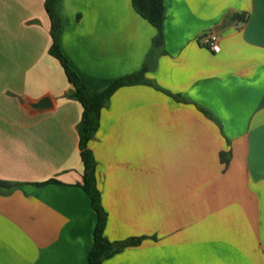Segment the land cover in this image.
I'll list each match as a JSON object with an SVG mask.
<instances>
[{
    "label": "crops",
    "instance_id": "0c3cea01",
    "mask_svg": "<svg viewBox=\"0 0 264 264\" xmlns=\"http://www.w3.org/2000/svg\"><path fill=\"white\" fill-rule=\"evenodd\" d=\"M45 2L0 0V264H89L98 222L82 188L83 106L50 53ZM164 5L155 48L132 0H56L83 84L148 67L91 141L106 236L141 239L103 264H264V0ZM211 33L219 53L202 44Z\"/></svg>",
    "mask_w": 264,
    "mask_h": 264
},
{
    "label": "trees",
    "instance_id": "16d2710c",
    "mask_svg": "<svg viewBox=\"0 0 264 264\" xmlns=\"http://www.w3.org/2000/svg\"><path fill=\"white\" fill-rule=\"evenodd\" d=\"M132 4L136 12L156 28L157 35L154 38V46L155 48H161L164 44V0H132ZM45 9L51 19L53 43L50 53L61 62L69 83L75 87V91L70 95L71 98L79 101L83 106V116L78 126L81 158L84 164L82 188L89 195L92 207L98 216L94 232V243L89 254V264H103L105 260L120 252L123 248L138 245L141 239H130L127 242H112L106 236L107 213L102 204V195L98 185L97 160L91 149V141L99 129L102 111L109 103L113 94L123 86L144 82L148 67L145 66L137 74L115 81L103 90L89 88L80 81L77 74L69 67L67 59L61 51L60 36L62 22L56 10V0H46ZM233 19L245 20L240 15L234 16ZM51 182L57 181L53 180ZM8 184V182L0 180L1 186Z\"/></svg>",
    "mask_w": 264,
    "mask_h": 264
},
{
    "label": "built area",
    "instance_id": "2783aa9c",
    "mask_svg": "<svg viewBox=\"0 0 264 264\" xmlns=\"http://www.w3.org/2000/svg\"><path fill=\"white\" fill-rule=\"evenodd\" d=\"M202 44L214 53H219L221 51L220 40L216 33H211L204 36L202 39Z\"/></svg>",
    "mask_w": 264,
    "mask_h": 264
},
{
    "label": "water",
    "instance_id": "95a60500",
    "mask_svg": "<svg viewBox=\"0 0 264 264\" xmlns=\"http://www.w3.org/2000/svg\"><path fill=\"white\" fill-rule=\"evenodd\" d=\"M74 90H75V87H74ZM41 105H42V107H44V108L47 107V106H49V104H48V100L43 101V102L41 103ZM35 108L38 109L37 106H35Z\"/></svg>",
    "mask_w": 264,
    "mask_h": 264
}]
</instances>
